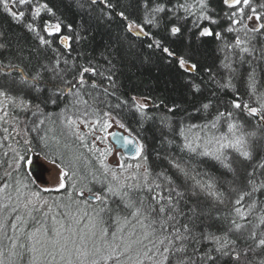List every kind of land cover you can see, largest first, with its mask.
<instances>
[{"label": "snow or ice", "instance_id": "snow-or-ice-1", "mask_svg": "<svg viewBox=\"0 0 264 264\" xmlns=\"http://www.w3.org/2000/svg\"><path fill=\"white\" fill-rule=\"evenodd\" d=\"M104 2L108 8L113 7L107 0ZM10 3L26 6L31 4V0H0V6L13 19H23L26 12L14 10L9 6ZM91 3L95 4L97 0H91ZM223 3L230 11L225 13V17L229 21L228 27L222 31H214L212 28V25H219L220 21L214 18V9L209 6V0H191V2L177 0L171 8L168 7V0L154 2L150 8L147 0H144V7L147 9L145 23L159 26L164 22V17L161 14L170 12L169 22L175 19L178 23L171 24L168 31L172 36H177L181 34L182 27H187L190 46L193 32H197L199 37L215 36L220 40L223 38L224 32L239 33L241 28L234 27V25H241L244 31L243 38L236 35L234 42L225 43L220 51L231 50L232 56L235 57L238 49V62L241 66L247 64L251 67L253 60L264 62V0H259L258 3H254V0H223ZM80 6L83 7V5ZM41 9L52 12V9L48 8L46 4L40 5L33 9V17L38 16ZM245 9L249 11L246 12ZM181 10L185 15H179ZM118 15L126 19L123 12ZM237 16L241 19H236ZM189 19L192 21L190 26H188ZM245 19L256 23L249 26L244 22ZM181 21L182 24L179 23ZM27 27L30 30H35L31 24ZM134 27L136 36L149 35L144 31L142 25H134V22L128 24V31H133ZM69 28H71L70 25ZM45 31L49 35L60 33L61 25L60 23L54 25L46 23ZM69 39H71L69 36H61L60 42L65 47H70L67 44ZM77 39H81V37H77ZM40 42L45 45L50 43L43 36L40 37ZM154 44L159 48L161 41L156 40ZM148 46L151 48L153 45L149 44ZM3 47L4 45L0 44V48ZM163 51L169 56H174V53L167 47ZM106 52L108 55L103 53L102 55L109 67L114 68L112 58L117 56L115 47L106 49ZM193 54V50L189 47L188 57L181 56L179 59L181 69L188 73H195L198 68L197 63L192 62ZM236 62L228 55H225L221 61L220 66L230 73L226 83L217 81L215 75L209 76V81L215 83L221 92L234 87L232 77L237 72L233 66ZM59 63L60 61L57 60L56 66H42V70L36 71L31 76L19 69L17 65L10 64L0 67V98H3L0 100V106H6L5 101H11L13 107L21 110L27 111L34 108L33 118L45 115L51 118L52 113L45 114L41 104L45 106L58 105L69 95L79 97L81 90L87 85L85 79L87 74L104 76V71H101L99 66L94 65L91 61L87 66H82L69 65V62L65 60L64 63L67 65L65 68H59ZM14 68L17 69L19 75H12ZM204 71L210 72L211 70L206 68ZM73 72L76 75L72 80H68L67 76ZM255 72L256 68L253 67L247 74L249 87L253 91L256 84ZM106 79L112 81V76L108 75ZM185 83L192 96L203 91L202 84L204 82L197 83L192 79H186ZM112 86L115 87V84L113 83ZM90 87L92 89L98 87L95 80L92 81ZM13 89L18 90L20 94L13 96ZM73 89L75 92L72 91ZM104 91L107 93V89ZM25 95H32L37 102L33 104L31 100L24 98ZM17 101L19 102L17 103ZM75 102L79 103L80 101L77 99ZM132 102V107L141 116L146 119H154V117H147L144 112V109L148 107L145 101L132 97ZM163 103L160 101L156 107H160ZM213 106L217 108L215 115L211 113ZM221 106H224L226 110H219ZM228 106L250 117L260 113V120L249 127L239 119V115L234 118V112L227 110ZM116 107L120 108L121 105L117 104ZM166 108L167 113H173L181 110L182 105L174 103L171 107L166 106ZM194 112L195 114L202 112L205 117L211 116V119H205L202 123H191L194 116L186 111L178 122H174L173 117L167 114L161 116L158 130L160 145L163 147L166 143L174 144L175 140L170 139L168 133L177 134L176 128L178 127V135L183 140L181 151L186 149L196 153L199 148H202L199 155L208 158L218 166L219 176L208 181H204L202 178L197 179L196 176L199 173L195 176L190 175V170L186 166L174 161L169 155L162 156L160 153H157V159L166 160L170 167L175 169L176 178L169 174L168 169L153 173L148 163V156L144 154V143L139 139L123 137L125 147L130 146L131 152L134 153L133 158L142 161V163L135 164L136 172L131 177H124L123 180H120L116 170L110 169L104 160L106 155L112 154V149H105L101 153L100 163L105 174L111 171L112 180L108 181L107 176L104 177V180H97L98 183L106 182V186L96 193H93L91 188L87 189L89 198L98 204L92 214L85 213L88 216V224L83 229H77L74 225H79L80 219L76 218L75 214L66 212L65 216L72 221L67 227L63 221H57L53 217L54 227L51 229L42 225L35 231L27 233L29 243L20 244L19 247L32 254L29 264H45V262L46 264H55L57 256L60 258V264H88L89 241L93 245V254H99L102 251L108 252L107 255L100 256L104 264L112 260L113 255H115L116 264H145V261L149 264H225L226 258L231 261V264H264V228H262L264 226V103H261L258 108L251 107L249 103L242 101L238 94L235 98L225 102L218 98L217 93H212L211 98H207L206 102L199 103ZM104 116L111 117L116 125L125 128V124L112 116L111 112H105ZM185 120L189 122L186 124ZM44 123L45 119L40 118L33 130ZM67 123L74 125L76 121L69 118ZM112 126L113 123L106 119L101 130ZM223 128H226V131L222 130ZM201 132L205 133L203 137L200 135ZM109 135L117 134L109 133ZM81 139H83L82 136ZM201 141H203L202 144ZM117 155L119 154L117 153ZM20 159L25 158L20 157ZM120 159L123 160V157ZM117 167L126 171L133 168V165L128 164L125 167L121 163ZM141 169H143L142 173ZM60 176L59 188H64L63 178L66 173L61 171ZM93 178L96 179L95 176ZM129 180L135 182H129ZM189 180L193 181L190 187L188 186ZM221 187L226 188L228 193L236 194L233 202L235 217L229 218L231 214L229 217H225V228L223 231H218L214 230V222L219 221L220 217L212 216L211 212L203 206L199 197L200 195L211 197L215 204L222 205L225 203V192L220 190ZM44 191H51V189H44ZM79 195L83 198L84 191L81 190ZM32 196L39 198L40 193L34 192ZM82 202L85 205L88 204L86 199ZM33 203L34 201L29 199L25 207ZM39 203L43 205L46 201L39 200ZM258 207L259 211H257ZM28 211L31 215L33 209L29 208ZM129 217L135 219L131 231L127 235H121L120 244L115 243L117 233L111 232L112 242H109L107 237L110 229L102 225L117 223L119 225L117 231H122L123 226L130 223ZM249 217H253V219H249ZM237 218L242 222H237ZM44 219L47 220V214L44 215ZM16 220H21V217L17 216ZM137 226L139 231H137ZM12 227H17L16 222H13ZM98 238L102 243H97ZM16 247V241L13 240V250L9 252V256L17 255ZM48 257H51V261H48ZM0 264H3V261H0ZM90 264H97V260H92Z\"/></svg>", "mask_w": 264, "mask_h": 264}, {"label": "trees", "instance_id": "trees-1", "mask_svg": "<svg viewBox=\"0 0 264 264\" xmlns=\"http://www.w3.org/2000/svg\"><path fill=\"white\" fill-rule=\"evenodd\" d=\"M107 2L113 7L108 8L104 0H97L95 4L91 3V0H31V4L26 6L12 4L11 7L14 10L26 12L23 19H13L0 6V44L4 45L3 48H0V67L10 64L17 65L19 69L31 76L36 71L42 70V66H56L57 60L60 61L58 67L65 68L67 65L64 61L67 60L69 65L82 66H87L91 61L94 65L99 66L101 71H104V76H93L92 74L85 76L87 85L81 90L79 97L69 95L58 105L45 106L41 104L45 114L52 113L51 118H48L47 115L33 118L34 108L25 111L13 107L11 101H5L6 106H1L3 108L0 111L2 113L0 117H3L0 119V187L7 185L10 191L12 188L26 189V183L30 178L23 163L17 168L10 166V161L13 158L10 155V144H12L22 156H26L28 152L31 156L35 152L39 156L57 162L65 170V185L64 188L56 191L58 196L70 195V200H80L82 198L79 195L81 190L84 191L83 198L86 197L88 188H91L93 193L101 191V189L96 190L93 183L97 180H104L105 176L108 181L112 180L109 172L105 174L101 166L102 152L94 147V138H97L96 134L100 132L105 137L104 139L100 135V140L107 144V148L109 146L112 148L107 138V129L101 130L104 120L108 119L110 122H114L111 117L104 116L105 112H111L112 116L125 124V128L122 129L144 143V154L148 156V163L153 173L168 169L169 174L176 178L175 169H172L166 160L157 159V153H160L162 156L169 155L174 161L186 166L190 170V175L195 176L199 173L196 176L197 179L202 178L204 181H208L220 175L218 166L208 158L199 155L202 148H199L196 153L186 149L181 151L183 140L178 135V127L176 128L177 134L168 133L169 138L175 140V143L172 145L166 143L161 147L158 131L160 117L167 114L173 117L174 122H178L186 111L194 116L191 123H202L205 119H211V116L205 117L202 112L195 114L194 109L199 106V103L206 102L207 98H211L212 93H217L218 98L225 102L235 98L238 94L241 100L249 103L251 107L258 108L261 103H264V62L253 60L251 67L247 64L241 66L238 62V49L235 57L232 56L231 50L220 51L225 43H233L236 35L243 38L244 31L241 25H234V27L241 28L239 33L224 32L223 38L220 40L215 36L199 37L197 32H193L190 46L187 27H182L181 34L177 36H172L168 31L171 24L178 23L175 19L169 22L170 12L161 14L164 17V22L159 26H154L145 23L147 9L144 7V0H107ZM154 2H164V0H147L148 7H152ZM176 2L177 0H168V7L171 8ZM258 2L259 0H254V3ZM44 4L52 9V12L41 9L40 14L33 17V9ZM209 6L214 9V18L220 21L219 25H212L213 30L222 31L227 28L229 21L225 17V13L230 10L224 5L223 0H209ZM245 11L249 10L245 9ZM120 12L124 13L126 19L118 15ZM179 15L183 16L185 13L181 10ZM236 19H241V17L237 16ZM133 22L142 25L144 31L149 35L136 36L133 31H128V24ZM191 22L189 19L188 26L191 25ZM244 22L249 26L256 23L246 19ZM46 23L53 25L60 23V33L49 35L45 31ZM29 24L33 26L34 31L27 27ZM205 26L208 25L205 24ZM41 36L50 43L41 44ZM61 36L71 38L67 42L70 47L61 44ZM77 37H81V39H77ZM156 40L161 41L159 48L154 44ZM149 44L153 46L150 48ZM112 47H115L117 52L115 58L109 56L115 65L114 68L109 67L102 55V53L108 55L106 49ZM165 47L169 48L174 56L166 54L163 51ZM189 47L194 53L191 57L192 62L198 65L195 73H188L179 65L181 56L188 57ZM225 55L237 61L233 65L237 72L232 77L234 87L221 92L215 83L209 81V76L215 75L217 81L227 82L230 73L220 66ZM249 58L251 59V57ZM258 64L259 67H257ZM253 67L256 68L254 91L249 87L247 78L248 72ZM206 68L211 71L205 72ZM12 75H19L17 69L12 70ZM74 75H76L75 72L69 74L67 79L72 80ZM108 75L112 76V81L106 79ZM186 79H192L197 83L204 82L202 84L203 91L192 96L185 83ZM93 80L98 85L96 89L90 87ZM113 83L115 87L112 86ZM105 89H107V93H105ZM72 91L75 92V89ZM19 94L18 90H12L13 96ZM132 97H141L148 104L144 112L147 117H154V119H146L141 116L132 107ZM24 98L31 100L33 104L37 102L32 95H25ZM2 99L0 98V100ZM77 99L80 101L79 103L75 102ZM85 101L87 103H84ZM160 101L164 102L163 105L156 107ZM174 103L182 105V109L167 113L166 106L171 107ZM117 104H120L121 107L117 108ZM219 110L226 109L221 106ZM227 110L234 112V118L239 115V119L249 127L260 120V113L250 117L238 110L231 109L230 106ZM216 111V106H213L212 115H215ZM40 118L45 119V123L33 130ZM69 118L75 120L76 123L69 125L67 123ZM53 121L55 122L53 123ZM188 122L185 120L186 124ZM222 130L226 131V128ZM200 135L203 137L205 133L201 132ZM200 143L202 144L203 141ZM94 176L96 179L93 178ZM192 183L193 181L189 180L188 186L190 187ZM220 190L225 192V203L222 205L215 204L211 197L204 195H200L199 200L211 212L212 216L220 217L219 221L214 222V230L223 231L225 228L224 218L229 217V214H231L229 218L235 217L233 202L236 194L228 193L224 187H221ZM93 203L98 206L97 202L93 201ZM257 211H259V207ZM249 219H253V217H249ZM237 222L242 221L237 218ZM30 224L32 223H24L19 226L17 223L18 227L24 228L25 232L30 229ZM19 240L23 244L27 243L24 236H21ZM19 259L21 260H18V263L22 264L23 257ZM97 264H100V259ZM225 264H231V261L226 258Z\"/></svg>", "mask_w": 264, "mask_h": 264}, {"label": "rangeland", "instance_id": "rangeland-1", "mask_svg": "<svg viewBox=\"0 0 264 264\" xmlns=\"http://www.w3.org/2000/svg\"><path fill=\"white\" fill-rule=\"evenodd\" d=\"M135 25V24H134ZM135 29V27L133 28ZM137 100H143L140 97H136ZM144 101V100H143ZM3 107L0 106V111ZM2 115V113H0ZM114 123V122H113ZM115 129L121 130L119 127H117L115 124L111 128L107 129L108 132V140H109V133ZM102 135L100 132L96 134V137H99ZM102 137L105 139V137L102 135ZM110 141V140H109ZM107 144L103 142V140L94 138V147L97 149H100L101 152L103 150L107 149ZM115 146V145H114ZM109 148H111L109 146ZM112 149V148H111ZM13 150V148H12ZM117 153L119 155H117ZM32 155H37L35 152ZM20 157H24L25 159H20ZM120 157H123V160L120 159ZM134 153L132 154H126L121 148L114 147L112 150V154H108L104 157L105 163L110 166V169H115L118 177L120 180H123L124 177H131L134 172H136L135 164L137 162H141L138 159H134ZM31 161L30 152L26 156H22L19 152L16 154L15 157H13L10 161V166L17 168L18 165L21 163L24 164L25 168L27 169L28 163ZM37 161L39 163H42L45 166L44 171V182L40 180H35L33 177L29 174V180L26 183L25 188H12L10 191V188L8 187H0V261H3V264H19L18 260L20 257H23L24 261H21L22 264H29L32 254L27 252L26 249H21L19 247L20 244H23L21 240V236H24L27 239V233L35 231L36 228H40L42 225L44 227H47L48 229H51L54 227L53 224V217L56 218L57 221H63L65 224V227L72 221L68 219L65 216L66 212H69L70 214H75L76 218L80 219L79 225H74L77 229H83L85 228V225L88 224V216L85 215V213L92 214V211L95 207H93L90 210H87L82 207L80 204V200H70V195H62L58 196L57 192L61 188H59V184L61 182V171L65 172V170L55 161L49 160L45 157H42L41 155L37 157ZM124 164L125 167L128 164L133 165V168L122 170L117 167L118 164ZM140 172H143V169L140 170ZM111 177V171L108 173ZM112 178V177H111ZM65 178H63V182L65 185ZM142 179V177H141ZM129 182H135L134 180H129ZM115 183V181H113ZM19 185H21L19 183ZM17 185L18 187H20ZM44 189H51L53 191L52 193L49 191H44ZM39 192L40 196L39 198L32 196V193ZM59 194V193H58ZM57 196V197H56ZM56 197V198H53ZM31 199L34 201L33 204H28L27 207L25 205L27 204L28 200ZM39 200L46 201L45 204H40ZM96 205V204H94ZM67 206V207H65ZM31 208L33 211L31 212V215H29L28 209ZM36 209H39V211H36ZM47 214V220L44 219V215ZM21 217V220L17 221L16 217ZM130 223L123 226L122 231H117V228L119 225L117 223L115 224V229H112V223H105L102 225L103 227H108L110 229V232L108 234L107 239L109 242H112V236L111 232H116V244H120V237L121 235H127L129 231H131L132 225L135 224V219L129 217ZM26 221V222H25ZM13 222L19 223V226L24 223H32L30 224L31 229L27 232H25L24 228H19L18 225L16 228L12 227ZM39 222V223H38ZM137 231H139V228L137 226ZM16 241L17 247L15 248V251L17 253L16 256L11 257L9 256V252L12 251V241ZM29 242L27 241L26 244ZM97 243H102L99 241V238L97 239ZM88 249L90 250V255L88 257V264L92 260L100 259L101 255H107V251H102L99 254H93L92 249L93 245L89 241L88 242ZM48 261H51V257L47 258ZM46 264V262H45ZM55 264H60V258L57 256ZM100 264H104V261L100 259ZM107 264H116L115 255H113V259L109 260ZM145 264H149V262L145 261Z\"/></svg>", "mask_w": 264, "mask_h": 264}, {"label": "water", "instance_id": "water-1", "mask_svg": "<svg viewBox=\"0 0 264 264\" xmlns=\"http://www.w3.org/2000/svg\"><path fill=\"white\" fill-rule=\"evenodd\" d=\"M110 133L117 134L115 136L109 135V140L111 143H113L115 145V147L121 148L127 154H132L131 147L130 146L125 147L124 142H123V137H128L129 139H134L132 136H130L129 134H127V133H125L119 129H115V130L111 131ZM37 157H38V155H31V161L28 163L27 169L35 175L36 180H40V181L44 182L43 173L45 171V166L42 163H39L37 161ZM36 172H37V174L38 173H41V174H38V176H36Z\"/></svg>", "mask_w": 264, "mask_h": 264}, {"label": "bare ground", "instance_id": "bare-ground-1", "mask_svg": "<svg viewBox=\"0 0 264 264\" xmlns=\"http://www.w3.org/2000/svg\"><path fill=\"white\" fill-rule=\"evenodd\" d=\"M9 6L11 7L12 4L10 3ZM135 31H136V29H133V32H134V33H135ZM61 44H62V43H61ZM63 45H64V44H63ZM64 46H65V45H64ZM140 98H141V97H140ZM120 129H121L123 132H125V133L129 134L130 136H132L134 139H137V138H135L132 134L126 132L124 129H122V128H120ZM109 142H110V141H109ZM110 143H111V142H110ZM111 146H112V150H113V148L115 147L114 144L111 143ZM12 148H13V150H12ZM125 153H126V152H125ZM16 154H18V151L16 150V148H14V145L10 144V155H11L12 157H15ZM126 154H127V153H126ZM27 170H28V169H27ZM28 173L33 177V179H35V175H34L31 171L28 170ZM38 174H41V173H38ZM38 174H37V172H36V176H38ZM43 174H44V173H43ZM43 176H44V175H43ZM35 180H36V179H35ZM93 184H94L93 187H96V190H100V189H102L103 187L106 186L105 183H98L97 181L94 182ZM85 199L88 200V204H87V205H85V204L82 202V201L85 200ZM80 201H81L80 204L82 205V207L85 208V209H87V210H90V209H92L93 207H95V208L98 207V206L94 205L93 201L89 198V194H88V193H87L86 197H85V198H81ZM111 225H112V227H113L112 229H115V228H116L114 223H112ZM30 229H31V227H30ZM30 229H28V231H29Z\"/></svg>", "mask_w": 264, "mask_h": 264}]
</instances>
